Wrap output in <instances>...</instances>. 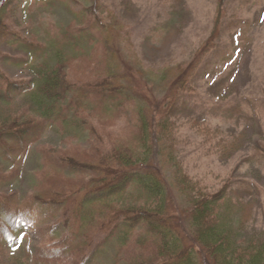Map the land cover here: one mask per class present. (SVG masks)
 Instances as JSON below:
<instances>
[{
  "label": "trees",
  "instance_id": "obj_1",
  "mask_svg": "<svg viewBox=\"0 0 264 264\" xmlns=\"http://www.w3.org/2000/svg\"><path fill=\"white\" fill-rule=\"evenodd\" d=\"M22 1L0 0V47L26 55L0 51V157L13 166L0 165V264H98L113 244L119 245L116 264H264V237L240 239L241 207L231 199V186L218 193L201 188L170 126L171 112L191 92L188 77L219 40L230 0H220L216 31L196 61L170 73L163 99L141 90L145 73L126 63L118 67L111 47L123 25L115 13L106 16L102 0H88L80 11L78 0H28L23 14ZM38 6L67 7L75 20L47 23ZM35 14L39 23L31 19ZM21 15L31 19L26 27ZM94 28L102 32L104 61L95 79L77 83L71 68L80 58L73 51L89 56L82 40H91ZM6 65L26 76L13 77ZM121 120L129 131L114 130ZM54 131L72 145L45 148L47 164L60 174L48 170L45 189L34 195L4 192ZM86 136L89 146L72 144ZM44 223L50 228L39 242L33 234Z\"/></svg>",
  "mask_w": 264,
  "mask_h": 264
},
{
  "label": "rangeland",
  "instance_id": "obj_2",
  "mask_svg": "<svg viewBox=\"0 0 264 264\" xmlns=\"http://www.w3.org/2000/svg\"><path fill=\"white\" fill-rule=\"evenodd\" d=\"M27 1H22L19 9L22 14ZM80 2L84 3L81 7ZM219 2L102 0L109 9L106 16L115 13L123 25L122 38L111 47L119 54L118 67L126 63V69L132 67L145 73L146 84L143 79L141 90L152 91L159 99L167 97L170 73L180 67L190 68L212 40ZM90 5L88 0L75 3L78 11ZM66 8L39 7L38 10L47 23L70 24L75 15ZM19 19L26 27L31 19L39 23L36 21L41 20V15L35 14L31 19L21 15ZM91 32V40H82L85 43L82 49L89 56L83 59L81 50L73 51L80 58L71 68L72 79L77 83L95 79L94 71L104 61V49L100 47L102 32L95 28ZM0 51L13 57L26 56L24 51L11 45L0 47ZM5 67L13 77L26 76L14 66ZM188 81L191 92L183 95L171 112L170 124L177 132L176 144L187 171L201 188L211 193L221 192L230 185L231 199L241 207L240 239L252 241L264 237V0H230L213 52L196 64ZM113 128L120 133L127 132L129 123L117 121ZM66 139L57 131L48 133L26 159L22 176L2 190L27 197L45 189L46 172L51 171L52 176L60 174L47 164L45 148L71 149ZM74 143L90 145L87 136ZM0 165L10 170L13 167L1 157ZM49 228L50 224L39 225L34 239L45 240ZM117 246L104 248L98 264H116Z\"/></svg>",
  "mask_w": 264,
  "mask_h": 264
}]
</instances>
